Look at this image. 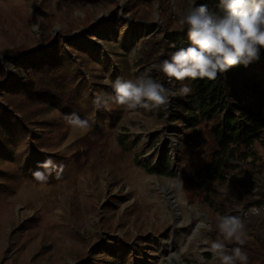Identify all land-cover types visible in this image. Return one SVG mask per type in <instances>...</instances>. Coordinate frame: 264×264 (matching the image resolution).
I'll list each match as a JSON object with an SVG mask.
<instances>
[{
	"label": "rangeland",
	"instance_id": "rangeland-1",
	"mask_svg": "<svg viewBox=\"0 0 264 264\" xmlns=\"http://www.w3.org/2000/svg\"><path fill=\"white\" fill-rule=\"evenodd\" d=\"M189 5L207 6L206 0H0L2 113L21 117L8 104V83L21 81L29 66L59 52L69 57L68 69L82 83L85 116L78 117L89 125L73 127L68 118L75 115L46 109L38 123L30 124L24 142L14 135L5 140L0 264H213L202 241L217 239L218 215L238 217L247 240L261 243L264 144L242 162L235 178L213 185L219 196L210 204L186 187L179 169L175 95L162 113L127 110L112 99L117 78L154 79L153 64L140 67V61L143 41L155 30L174 36L185 32L187 39L179 20ZM258 72L264 76V66ZM169 82L177 94L176 81ZM54 121L60 128L50 126L52 145L41 146L40 154L35 144L45 132L40 123ZM93 122L104 125L106 150L79 165L73 154ZM261 136L264 143V129ZM25 144L30 151L21 159ZM39 154L47 166L32 172L29 158ZM207 155L196 156V163ZM202 221L213 231L201 230Z\"/></svg>",
	"mask_w": 264,
	"mask_h": 264
},
{
	"label": "trees",
	"instance_id": "trees-1",
	"mask_svg": "<svg viewBox=\"0 0 264 264\" xmlns=\"http://www.w3.org/2000/svg\"><path fill=\"white\" fill-rule=\"evenodd\" d=\"M206 4L211 12L222 11L220 0H206ZM139 22L144 23L141 19ZM184 34L185 32L175 36L173 33L165 35L155 30L143 41L140 67L153 64L154 80L167 89H170L168 77L156 66L169 59L172 52L188 45V38L183 39ZM171 41H178L180 46H172ZM68 62L67 55L55 52L51 58L29 66L27 77L21 81L11 80L8 83V104L10 107L16 106L21 111V117L12 111L2 113L0 105V154H7L4 143L11 136H17L24 142L31 135L30 124L38 123L37 116L46 109L56 108L67 117L85 116L80 99L83 86L68 69ZM259 66H264V49H261L258 61L247 67H233L220 74L216 80L176 81L177 94L171 107L173 120L178 122L176 132L179 139V169L186 187L210 204H214L219 196L213 185L235 178L242 162L250 156H256L259 148L263 147L261 131L264 129V76L258 72ZM141 72H144L143 68ZM185 85L192 91L188 95H181L180 89ZM114 95L113 93V97ZM157 109L162 113L161 107ZM40 125L45 126V132L42 138L35 140V144L41 154V146L52 145L48 141L50 126L55 129L60 126L56 121ZM103 129L104 125L93 122L89 132L78 139L79 147L73 154L77 164H88L91 157L106 150ZM29 151V145L25 144L19 154L21 159ZM40 154L29 158L30 171L34 172L40 164L45 165ZM202 154L209 156L201 164H197L196 156ZM64 166L65 164H61L59 168ZM60 176L61 171L56 174V177ZM2 191L0 188V193ZM260 239L261 243L247 240L243 245L249 258L248 264H264V237ZM230 246L232 248L237 245ZM85 264L94 263L87 260Z\"/></svg>",
	"mask_w": 264,
	"mask_h": 264
},
{
	"label": "clouds",
	"instance_id": "clouds-1",
	"mask_svg": "<svg viewBox=\"0 0 264 264\" xmlns=\"http://www.w3.org/2000/svg\"><path fill=\"white\" fill-rule=\"evenodd\" d=\"M220 8V13L209 11L206 5H189L185 10L179 24L187 29L188 45L172 52L169 59L156 66L170 81L216 80L233 67H247L260 59L264 49V0H220ZM112 87L114 102L127 110L166 107L169 97L176 95L150 76L135 81L117 78ZM191 91L185 85L180 94L188 95ZM68 120L73 127H89L78 116ZM199 228L213 231L203 221ZM216 230L217 239L202 241L214 257L213 264H248V255L243 250L247 234L242 221L236 216L218 215ZM229 244L237 246L228 248Z\"/></svg>",
	"mask_w": 264,
	"mask_h": 264
}]
</instances>
